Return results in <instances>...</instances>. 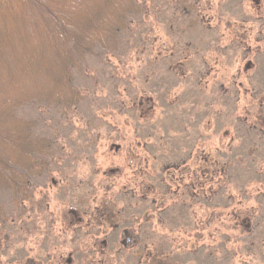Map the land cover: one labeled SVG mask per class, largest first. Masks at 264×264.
<instances>
[{"label":"rangeland","instance_id":"obj_1","mask_svg":"<svg viewBox=\"0 0 264 264\" xmlns=\"http://www.w3.org/2000/svg\"><path fill=\"white\" fill-rule=\"evenodd\" d=\"M138 1L117 52L75 69V110L18 109L54 157L31 204L0 191V264H264V0ZM44 53L25 93L57 88L63 55Z\"/></svg>","mask_w":264,"mask_h":264},{"label":"trees","instance_id":"obj_2","mask_svg":"<svg viewBox=\"0 0 264 264\" xmlns=\"http://www.w3.org/2000/svg\"><path fill=\"white\" fill-rule=\"evenodd\" d=\"M7 1L0 0V8ZM17 1L21 4L18 20L14 19L15 15L11 20L7 19L11 6L0 9V58L10 52L14 38L19 39L14 47L16 66H7L13 68L12 73L0 66V191L9 192L15 208L19 209L32 203L31 179L49 170L54 154L52 139L36 135L35 120L23 118L18 109L25 103L37 101L47 108L75 110L83 100V95L73 84L75 69L81 67L86 56L96 48L107 53L117 52L120 36L127 29L129 19L142 14L145 5L138 0ZM187 1L180 0L179 3L184 5ZM44 51L63 55L65 65L61 71L47 70L49 79L57 77V88L36 94L25 93L24 79L30 70L39 67L34 61H41L48 67ZM222 170V176H225L227 169L223 167ZM209 177H212L211 173ZM191 182L184 188L194 198L196 192L192 190L201 188V192L205 185L196 180ZM8 217L0 203V237L3 235V240L8 238L5 229L9 225ZM101 225L98 220V227Z\"/></svg>","mask_w":264,"mask_h":264},{"label":"flooded vegetation","instance_id":"obj_3","mask_svg":"<svg viewBox=\"0 0 264 264\" xmlns=\"http://www.w3.org/2000/svg\"><path fill=\"white\" fill-rule=\"evenodd\" d=\"M125 235H126L125 239H124V245L125 246L127 245L128 242L131 243V242L135 241V239L133 238L132 235H130V234L128 235V233H125Z\"/></svg>","mask_w":264,"mask_h":264}]
</instances>
